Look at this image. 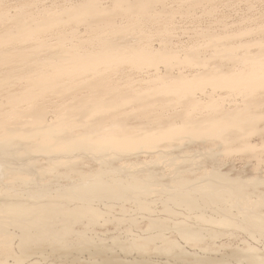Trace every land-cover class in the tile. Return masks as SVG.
Returning <instances> with one entry per match:
<instances>
[{"label": "bare ground", "instance_id": "obj_1", "mask_svg": "<svg viewBox=\"0 0 264 264\" xmlns=\"http://www.w3.org/2000/svg\"><path fill=\"white\" fill-rule=\"evenodd\" d=\"M157 2L158 0H110L111 6L107 9L101 6L102 3L99 4V0H87L84 4L81 3L82 5H72L68 8L65 4L62 8L59 5L56 7L52 3L49 8L46 9L45 6L41 11L35 13H28V10L25 13L23 9L24 12H15V14L12 13L14 14L12 16H7L5 13L3 16L0 13L3 16L0 15V22L5 20L9 23L10 21L9 26L12 27V24L14 26L10 28L4 22L5 29H0L3 33L0 34V64H3V67L11 63L15 64L14 67L12 66L13 71H10L11 74H14L12 78L16 77L17 81L23 83L19 89H15V86L12 85L14 82L11 84L6 81L11 78L10 73L7 77L0 78V264H8V260L12 264H41L40 261L33 260L34 255L36 259H45L42 255L46 249L39 248L41 243L46 244L52 254L61 251L66 256L68 254L66 252L70 248H68L69 245L65 246L63 240H66L65 237L70 235V232H74L70 227L78 224L82 219L89 222L97 221L96 218L102 215L96 208L95 211L89 207V202L92 200H96V202L110 201L116 204L117 202L125 204L131 201L135 203L141 200L145 201L151 196L149 194L150 196L146 197L147 194L154 192L153 187H149L150 190L152 189L151 191L146 188L149 186L148 181L153 177V171L163 172L159 161L160 159L171 160L168 159L171 153L170 148L172 150L180 149L182 145L180 135L186 138H182L185 141L187 139L195 141L202 136L216 138L218 142L228 146V150L235 145H239L245 150H252L254 146L248 141L249 137L252 135L254 137L255 135L264 136V111H261L264 106V98L261 96L264 94V49L262 50V46L257 47L261 48L259 51L254 50L258 53L255 55H252L253 52L248 50L253 48L250 47L252 44L247 43L245 45H250V48L244 46V48L247 47L246 52L241 54V50H239L241 55L235 54V49L240 47L243 51L244 43H242V47L241 45H221V50L214 47L215 51L212 57L220 62L225 60L229 63V67L223 69L225 64L221 66L222 61L218 64L219 68L216 67L213 70L210 69L211 67L208 68L209 64L206 63L207 65H205L210 70H205L202 73H199L200 67L198 66L203 67L205 62L198 61L199 53H195L193 50V53L189 52L187 58L185 57L186 59L183 57L178 63L179 58L176 62L179 67L180 65L185 67L189 65L193 69L196 60L199 63L204 62L198 65L195 63L199 68L195 72L196 74L193 73L194 71L184 73L178 68H176L178 71L172 74L169 61L175 59V53L171 55L172 52H164L167 47H164V51L162 48V50H154L155 47L153 49L152 46L145 45L143 41L140 43L139 36L132 38L125 35L128 34L129 26L116 27L114 24L118 15H121V19L125 20L129 17L131 19L133 14L134 18L137 15L143 17V15L153 14L154 12H149L148 7L150 6L147 7V5ZM1 8L2 12L5 8L3 10ZM180 10L182 9L180 8ZM67 23L68 25L74 24L76 28L81 23L86 32H90V37H86L89 40L85 39V42L83 38L84 41L79 38L81 43H75V39L72 41V37L68 39L62 31ZM61 28L63 29L61 30ZM48 37L50 40L54 38L56 42L49 43ZM68 40L70 43L66 44ZM215 46L219 48L218 44ZM176 58L178 59L177 56ZM186 63L188 64L185 65ZM157 64H163V67L169 64L168 67L171 68H164L166 72H162L163 75L155 73L156 68H152L153 75L143 77L139 80L138 85L133 83L132 79L129 81V78L123 81L126 77L120 74L117 80L118 82L122 81L123 83L120 82L122 84L117 85V82L114 84L115 80L111 79L112 74L118 75L116 71L122 66H129L133 69L143 67L142 70L147 68L150 70V66L154 67ZM146 66L148 67L146 68ZM175 67L174 65V69ZM185 67L182 68L183 71ZM4 81L12 86L3 83ZM207 88L210 92H207ZM223 89L226 90L227 95L231 93L232 97L239 96L240 100L236 101L235 99L229 105L227 102L226 106L219 100L222 97L220 95L218 99L215 97V100L217 99L219 102L215 101L214 92ZM99 91L102 95L98 94ZM223 96L227 98L225 94ZM225 98L223 97L224 100ZM56 99L59 100V105L55 102ZM67 101L72 102L66 104ZM129 103L133 104V109L129 108L130 111L127 108L128 105L125 108V105ZM56 107L58 109L61 107V109L49 117V110ZM171 109L175 111L173 115L166 116L167 110ZM94 113L99 115L94 117ZM131 117L136 121H144L146 125L128 127ZM129 155H133L137 159L140 155L152 156L149 157L151 160L144 163L143 167V164L141 167H128L129 165L120 164L121 166L119 165L116 171L119 175H125L124 177L115 176L114 172L107 173L106 170L100 171L98 174L89 173L85 176L80 175V172L77 171V164L82 159L98 161L99 167L102 169L110 164L109 161L121 160ZM184 158L183 162L179 161L181 165L187 164V160ZM40 160L47 161L50 168L42 171L38 167ZM179 163L172 162V165L168 163L173 166L171 168L173 170H168L173 173L175 167L179 169ZM61 169H64L63 175L62 173L58 174ZM18 170L25 173L26 176L33 174L35 178L48 174V172L58 179L70 176V174H78L77 187H74L71 192L67 191L69 193L64 192L63 198L60 196L61 198L57 199V193L55 198L47 196L51 201L44 200L43 196L42 199H38L42 202H35L31 200L32 198L23 197V194L20 193L22 190L10 188L11 185L14 186L17 183L19 176L18 178L16 176V179L12 176L11 180L9 178L10 181H3L4 178L7 179L6 174L8 176L15 175L16 171L19 172ZM217 171L200 176L194 182L181 178L173 180L171 174L173 186L166 187L167 189L163 188L164 194L155 191L158 195H164L162 198L158 195L155 196L156 201L161 205L162 212L171 217L175 215L173 208L182 209L186 214L185 219L175 222L148 219L149 225L160 223L158 224L161 228L160 234H156L155 237L153 235L147 237V239L161 243L160 247L157 248L158 246L152 245L148 241L145 242L140 237L132 236L130 243L128 241L125 245L124 243L123 245L119 244V253L121 250L130 256L131 252H134L139 257L148 259L152 255L151 247H154L153 254L164 260L160 263L145 260L144 264H173L171 262L174 261H181L185 264H264V251H260L248 243L234 248L229 245L228 252L217 257L221 248L226 246H222L223 244H219V246L218 243H215L224 236H229L232 240L231 236L237 232H243L252 241L264 240V198L257 194L256 200L250 201L253 199L252 194L256 193L255 191H258L259 187H264V179L255 178L245 182L230 180L225 175L217 174ZM33 175L30 176L31 179L28 176H23L24 178L18 181L22 185H28L33 182ZM138 176H142L144 179H137ZM57 181L59 183V180ZM40 185L42 186V183ZM36 186L35 188L39 187ZM40 187L39 189H41ZM158 188L156 189L158 190ZM39 189L37 188V190ZM140 195H143V198L145 196L146 199H142ZM153 196L154 194L151 197ZM36 197L33 196L34 199ZM53 198L54 201H56L55 199L57 201H52ZM58 201H67V203H58ZM80 202L82 205L79 204ZM152 202L154 206V201ZM144 203L137 204V209L151 212L152 205ZM91 205L93 204L91 203ZM120 208L124 207L120 205ZM152 213L154 212L152 211ZM149 215L151 214L149 213ZM131 222L134 220H130L132 225ZM8 229L19 231L17 243H15L17 252L13 251L11 245L13 234H10L11 237ZM168 229L171 230L170 233L177 234L185 246L192 247L201 253L188 252L180 243L167 241L168 237L163 234V231ZM212 242L211 246L209 243ZM87 244L90 245V242H84L83 246L88 247ZM217 245L218 247H216ZM64 246L68 250H65ZM77 246L80 252L89 250V248L83 250L84 247ZM95 247L91 249L94 250ZM109 249L108 251H110ZM94 253H97V249ZM137 255L135 256L138 257ZM73 261L78 262L79 260L76 258ZM87 261H89L86 262L87 264H130L126 260H117L112 257H103L97 261L95 256H92ZM135 261L133 260V263Z\"/></svg>", "mask_w": 264, "mask_h": 264}, {"label": "rangeland", "instance_id": "obj_2", "mask_svg": "<svg viewBox=\"0 0 264 264\" xmlns=\"http://www.w3.org/2000/svg\"><path fill=\"white\" fill-rule=\"evenodd\" d=\"M80 1H83L85 3V1H87V0H73V1L72 0H27V1L26 0H0V8L2 7L1 8L2 10L5 8L2 12L0 11V13L2 15L5 13L7 16L8 15L12 16V15L15 14V12L16 13H20V12H24V11H25V13H27V12L28 13H32V12L35 13L37 11H41L45 6H46L45 7L46 9H47V7L49 8L50 7L49 5L52 6V3H53V5L55 4L56 7H58V5L60 7H62L65 4L67 6V8H68V7L72 6V5L73 6H78V5L84 4V3L80 2ZM100 3H102V5ZM111 3H110V0H103V1L99 0V4L102 7H106L107 9L110 8ZM1 5H3V6H1ZM66 6H65V8H66ZM148 6H150L151 8L148 7ZM203 6H205V7H203ZM147 7L149 8V12H152V13L154 12L155 14L153 13V14H150L149 16H144L143 15V17L141 15L140 16L137 15V16H139V17L136 16L137 18L136 17L134 18V14H133V17L131 19H130V17L126 18L125 19L126 21L123 20L124 18L121 19V17H122L121 15L120 16L118 15V16H116L117 18L115 19L116 22L114 20V24H116L115 26L116 27H123V26L128 27L129 26L127 28L128 29L127 30L128 34H125V35H128L129 37H132V38H138V36H139L140 37V40H139L140 43H141V41H143V43L145 45H149L150 47L152 46L151 48H153V49L155 47L154 50H158V49L162 50L163 49L162 51H164V47H167V49H165L164 52H166V53L167 52H172L171 55L172 54L174 55V53H175L176 56L178 57V59H177L176 56H175V59H176V60L174 59L175 62L176 61L178 62V60L180 58L178 63L181 62L183 57H184L183 59H186L188 54H189V52L191 53L193 50H194L193 52H195V53L198 52L199 53V57H200L198 59V61L203 60L205 62V63L202 62V61L200 62V63H204L203 64L204 66L203 67L202 66H198V67H200V70H199L200 72L199 73H202L205 70H210V69L214 70V69H216V67L219 68L218 64H219L220 61H217L216 59H214L215 57H212V55L214 54V51H215V50H213L214 47H215V49L221 50L222 46H225V44L227 46L228 45H230V46L231 45H233V46L241 45V47H242V43H244L243 44V49H244L243 51H242V48H240V47L235 49L236 53L233 51V53L239 54V55H241L243 52H246L245 50H246L247 47L244 48V46H248V45H245L246 43L250 44V45L252 44L251 46L250 45L249 46L253 47V48L248 49V50H250L249 52H253L254 53V54L252 53V55H255L257 53L255 51H259L261 48H262V50L264 49V45H263L264 44L263 43V41H264V0H202V1L201 0L200 1L199 0H195V1L194 0H186V1L185 0H158L157 3H155V4L151 3L150 5H147ZM179 7L182 10H180ZM18 10H21V11H18ZM170 10H171L172 13L170 12ZM12 13H14V14H12ZM191 15H194V16H191ZM141 18H143V19L140 20ZM3 19H5V18H3ZM135 19H137V20H135ZM138 20H140V21H138ZM3 21L8 26L11 24L10 21H9V23H7L5 20H3ZM136 21H138V22H136ZM4 22H0V29L4 28V26H5L3 24ZM128 22H130V23H128ZM119 23H120V25H119ZM9 27L12 28L14 26L12 24V27L11 26H9ZM77 28H76V26L74 24L72 25L70 23L68 25V23H67V25L64 27V29L61 28V30L63 29L62 30L63 34L65 33L64 35L65 36L67 35L66 37H68V39H70L71 37H72V41H74L73 39H75V43H81V41L83 39L84 40L85 39L89 40L87 38L90 37V32L89 31L86 32V29L83 27V25L81 23H79L77 25ZM6 29H9V28H6ZM233 30H235V31H233ZM71 31H72L73 34L71 33ZM69 33L71 34V36H70ZM241 33L242 34L244 33L243 34L244 36ZM0 34L2 35L3 33L1 32ZM50 38H52V37H50ZM79 38L81 39V41L79 40ZM47 39H49V37ZM52 39H54V38H52ZM52 39L51 40L49 39L48 41H49V43L53 44L56 41H55V39L54 40H52ZM141 39H143V40H141ZM86 40H85V42H86ZM152 40H153V42H152ZM69 41L70 40H68L66 42V44L70 43ZM145 42L148 43V44H146ZM93 44H96V42H93ZM211 44H212V47H210ZM217 44H218L219 48H216L215 45H217ZM255 44H256V46H255ZM259 45L262 46L260 49L257 48ZM249 46H248V48H250ZM10 47H14V46H10ZM239 50H241V52ZM248 50H247V52H248ZM178 52H180V53H178ZM170 61H169V63H171V67L172 68L168 67L169 64L165 65L164 67L162 66L163 64H157V65H155L156 67L155 66L154 67L150 66V70H149V68H147L148 66H146L147 69H145V70L144 69L142 70L143 67L142 68L138 67V69H133L132 67L130 68L129 66H122L123 68L119 67L120 69H118L116 71L118 73V75H115V76L113 74H112V76L110 74L109 75L112 77L111 79L115 80L113 82L114 84H115V82H117V85H120V84L123 83L122 81H120V82H122V83H120L117 80V77H119V74H120V75L126 77L123 81H125L127 78H129V81L132 79L131 81H133V83L138 85L139 82H140L139 80H141L143 77L148 76V75H153L154 70L152 68H154V69L156 68L155 69V73H158L159 75H163V73L166 72V70H164V68H166V67L169 68V69L171 68L172 74H175L178 70L181 71V72H184V73H189V71H191V72L194 71L193 73H195L199 69L198 67H196L195 63H197V65L200 64L196 60L195 63H194L195 66L192 65V66H194V69H193V68H190L189 65L186 66V67L180 65V67H179V66H177L178 65L177 62L173 63L172 60H170ZM222 61H221L222 63L220 62L221 66H222V64H225V67L223 65V67H224L223 69H225L226 67L228 68L229 67V63L225 62V60H222ZM206 63L209 64L208 68L211 67L210 69L207 68V66H206L207 64ZM11 64L4 65L5 67H3V64H0L1 65L0 69H2V70H0V73H3V74H0V78L1 79L3 78V76L7 77L9 75L10 71L12 70V68L15 66V64H12V65ZM187 64L188 63H186L185 65H187ZM9 65H11V66H9ZM174 65L176 66L175 69H174ZM184 67H185V69L183 71L182 68H184ZM9 68H11V69H9ZM176 68H178V70ZM203 68H206V69H203ZM144 71H146V72H144ZM4 72L8 73V74L6 75ZM122 72H123L124 75L122 74ZM138 73H140V74H138ZM149 73H151V74H149ZM13 75L14 74L10 73L11 78H9L6 81L11 82V84H12V82H14L12 84L13 87L15 86V89H17V88L19 89V87H21L23 85V83H21L20 81H17L16 77H15V79H13L12 78ZM137 77L138 78L140 77V78L138 79ZM3 83H5V81ZM7 83H5V84H7ZM20 83H21V85H19ZM11 84L8 83V85L12 86ZM207 90H205V91L210 92L209 88H207ZM216 91L214 92L215 93L214 100H215V97L218 99V98H220L219 96L221 95L222 97L219 100H221V102L224 103V105H226L227 102H228V105H229V103H232L233 101H235V99H236V101L240 100L239 96H236V98H235V95H234V97H232L233 95L231 93H229V95H227L228 93L224 89L221 90V91L220 90H216ZM99 92H98V94L102 95L101 92L100 93ZM219 92H221L222 94L219 93ZM223 92H224V94L226 95L227 98H230V97L231 98L230 99L225 98V96H223L224 95ZM67 95H69V94H67ZM263 95L261 94V96L264 98ZM223 97L225 98V100L223 99ZM106 98H107V96H106ZM217 99L215 101H217ZM222 99H223V101H222ZM56 100H58V99H56ZM56 100H55V102L58 103L57 105H59L60 104L59 100L58 101H56ZM70 102H72V101H70ZM70 102L67 101L66 104H68ZM217 102H219V101H217ZM126 106H127L128 109L129 108L133 109V104H130V103L126 104L125 108H126ZM263 107L261 109L262 112L264 111ZM56 108H52V109L49 110V114H48L49 117L51 115L53 116L54 115L53 113H55L56 111H59L61 109V107L59 109L58 108L56 109ZM128 109H125V111H128ZM129 111H130V109H129ZM173 112H175L174 109L167 110L166 116L169 117V114H170V116L173 115ZM126 113H128V112H126ZM98 115L95 114V113L93 114L94 117H96ZM47 119H50V118H47ZM131 119H129V121H128V127H132V126H136V125L137 126H139V125L141 126L143 124H144L143 126L146 125V123L144 121L141 122V120H137V121H139V122H137L136 119H134L132 117H131ZM133 122H135V123L137 122V123L135 124ZM140 123H142V124H140ZM261 136L255 135V137H254L252 135L248 139L250 144L253 145L255 147V149L253 147L252 150H249V149L245 150L243 147H241L239 145H235V146L232 147V149L229 148L230 150H228L227 149L228 146L227 147L224 146L223 144L218 142L216 138H212V137L209 138L208 136H206L204 138V136H202L201 138L195 139V141L194 140H189V139H187L188 141L187 140L185 141L184 139H186V138L183 137V135H180L179 137L181 138V141H182L181 142V144H182L181 146L182 147L180 146V149H177V150H172V148H170L171 149L170 150L171 153H170V156L168 157V159H171V160H167L166 159L167 160L166 161L165 159H160V161H159L160 163L158 162L159 165H161L160 166L161 170L163 172L164 171H167V172L163 173V172H158V171L156 172V171L152 170L153 171V177H152L153 179L151 178V180L148 181L147 184L149 186H147L146 188H148V190H150L149 187L150 188L153 187V191L154 192L153 193L150 192L148 194L146 193L147 194L146 197H149L150 196L149 194H151V196L154 194V196L153 197L150 196L149 197L151 199L150 200L149 198L146 199L145 196L143 198V195H140L142 199H144V200L146 199L145 201L147 202L148 205H150V206L152 205L151 207H153V208L151 210L154 213H152V211L151 212H143V211H140V210L137 209L136 205L137 204H143L145 202L143 200H141V201H139L137 203H135L134 201H131V202H127L125 204H121L119 202H117V204H116L115 202L112 203L110 201L109 202H107V201H105V202L104 201H102V202L97 201L98 202L97 203L96 200L95 201L92 200V202H89L90 203L89 207H92L93 210H95V208H96L98 213L102 214V215H100L102 217L99 216L98 218H96L97 221H92L91 220L90 222L87 221L86 219H82L78 224L72 225L70 227V229L72 231H74V232H70V233L71 234L73 233V234L71 235L69 233L70 234V235H68L69 237L67 236V237H65L66 240H63V243L65 241V246L66 247L69 245L68 248H70V250H68V248H66L64 246L65 250H68L66 252V254L67 253L68 254L67 255L65 254L66 256H64L61 251L58 252V253L52 254L51 252H49V249L46 246V244L41 243V244H44V245L40 244L41 247H39V248L40 249H42V248L46 249L45 252L42 255V256H44L45 259H43V260H45V261L40 260V258L36 259L35 255H34L33 260L34 261L38 260V261H40L39 263H41V264H84V263L87 264L89 262L87 260H90L92 258V256H95V259H97V261H99L103 257L104 258L112 257V258L117 259V260H122V261L126 260L130 264L133 263V260L137 261V262L135 261L133 264H144L145 260L149 261V262H154V263L155 262H157V263L164 262V260L162 258L159 259L160 256H156V255L153 254L154 253V250H153L154 247H151L152 255L148 259H146L145 257L144 258L139 257V255H137L134 252H131V254L129 256V254L127 255V254L123 253L120 250V253H123L124 255L120 254L119 251H118L120 248H118V246H119V244L123 245V243L125 245V243L127 244L128 241H129L128 243H130V239L132 238V236H136V237H140L145 242L148 241L152 245L158 246L157 248H159L161 243L153 241L151 239H147V237H149L151 235H153L155 237L156 234H160L159 231H161V228H159L160 226H158V224H160V223L157 222L156 225H149V220L157 219V220H160L162 222L166 221V220L169 221V222H175V221H182V220L185 219L186 214H185V212L182 209L179 210V208H173V211L175 212L174 213L175 215H173L171 217V216H168V215H166L165 213L162 212L161 205H159V203L156 201V197L158 195V194H156L157 192H160V193L164 194L165 193L164 189H167L168 187H172L173 186V183H171L172 179L170 178L171 174H172L171 177L173 178V180H179L181 178V179H184V180H187V181H190V182H194L200 176L216 173V171L218 170L217 174L219 173L220 175H225V176L229 177L230 180H239V181H243V182L251 180V179H255V178L263 180L264 179V146H262V145L264 143V136H262V138H261ZM258 137H260V138H258ZM182 138H184V139H182ZM209 141H211V142H209ZM225 150H228V151H225ZM206 153H208V154H206ZM248 153H250V154H248ZM147 156H148V158H147ZM151 156L150 155H140V157H138V159H137L135 156L129 155V156H126L127 158L124 157L126 159L122 158L121 160L109 161L110 164H108V166H106V167H104L102 169L99 167V162L98 161H93V160L91 161L90 159H86V160L82 159L77 164V171L80 172V175H84L85 176V175H87L89 173L90 174H98L100 171L106 170L105 172H107V173L114 172L115 176L124 177L125 175H122L121 173H120L121 175H119L118 172L116 171L117 167H119L120 164H123L124 166H128L129 165L128 167H133V166L134 167H141V164H143L142 165V167H143L145 165L144 163H147V161L149 162L151 160V159L149 160V157L151 158ZM207 156H208V158H207ZM210 156L211 157L214 156V157L211 158ZM175 158H176V160H175ZM183 158L185 160H187L186 161L187 164L184 163V165H181L179 163V161L183 162ZM167 162L170 165H172V162L179 163L178 164V168L179 169H177V167H175V169H174V171L172 173V171H170V170H173V169H171L173 166L168 165ZM111 163H113V164H111ZM38 164H39L38 167L42 171H43V169L46 170V169L50 168V166L48 165L47 161L40 160ZM131 164H135V165H131ZM179 165H181V167H179ZM168 169H170V170H168ZM63 170L62 169L59 170L58 174L62 173V175H63V173H65ZM168 171H170V172H168ZM4 172H6V171H4ZM4 172H1V173L6 174ZM7 173L9 174V172H7ZM166 173H167V175H166ZM155 174H156V177H155ZM31 175H33V174H31ZM31 175L27 174L28 178L31 179V177H30ZM48 175H50V176H48ZM161 175H163V176H161ZM5 176L7 177V179L4 178L3 181L9 180V178L11 180V178H13V177H15V179H16V176H17V178L19 176V178H18L19 181H20V179H22L24 177H27L26 174L25 173L23 174L22 171H19V172L16 171L15 175L11 174V176L10 175L8 176L6 174ZM42 176H44V177H42ZM67 177L58 179L57 177H55V175H53L52 173L48 172V174H44V175H41L40 177H36V178H35V175H33V177H32V179H33L32 181L34 182V183L32 182L33 185H35V186L37 185V186L40 187L41 186L40 184L42 183L43 187L41 186L40 187L41 189H39V187L36 186L39 190H37V188H35V186H33L32 183L28 184L29 186L28 185H22V183L21 182L19 183L18 180H17L16 184H14L13 181H11L14 184V186L11 185L10 188L12 190L13 189H18V191L22 190L20 193H21V195L23 194L22 195L23 197L32 198L31 200H34L35 202H37V201L42 202V200H38V199H42L41 197H43V196H44L43 197L44 200H50L49 198H52V197L55 198V197H57V195H56L57 193H58L57 199H59L61 197L63 198L62 195H64V192L69 193V192H71L74 189V187L75 188L77 187L76 184L78 183V174H70V176L68 175ZM122 177H121V179H123ZM167 177H169V178H167ZM176 177H178V178H176ZM39 178H40V180H38ZM137 179H142L143 180L144 178L142 176L141 177L138 176ZM57 180H59V183H58ZM66 180H69V181L67 182ZM154 182H155V184H154ZM53 184L55 185V187H54ZM20 186H23V187L26 186L25 188H26L27 191L25 190V188H23V187L21 188ZM17 187H19V188H17ZM157 187H159L158 190L156 189ZM48 188H50V189H48ZM67 188L68 189L70 188V189L68 190ZM154 188H155V190H154ZM61 189L63 190V192H62ZM51 190H53V191H51ZM33 191H36V192L33 193ZM45 191H47V192L45 193ZM50 191H51V195L49 193ZM67 191H69V192H67ZM155 191H157V192H155ZM26 192H27V195H26ZM42 192H43V194H42ZM255 192L256 193L252 194L253 199H250V201L256 200L257 194L261 195V197L264 198V187H259L258 191H255ZM54 193H55L56 196L54 195ZM135 194L138 195V193H135ZM163 194H160L158 196H161V198H162L164 196ZM29 195H30V197H27ZM45 195H46V198H45ZM48 195H49V198H47ZM33 196L34 197L37 196V197L34 199ZM54 198L52 199V201H54ZM57 199H55V200L57 201ZM56 201H54V202H56ZM152 201H154V204H155L154 206H153V202ZM59 202H61V201H58V203ZM62 202L65 203V204L67 203V201H65V202L62 201ZM77 202H79V201H77ZM81 202L79 203L80 205H82ZM91 203L93 205H91ZM114 204H116L115 207H114ZM120 205L123 206L124 208L121 209ZM110 206H112V207H110ZM101 212H103V213H101ZM263 212H260V214H263ZM149 213L152 216L149 215ZM208 213L210 215V212H208ZM103 215H104V217H103ZM131 219L134 220V222H131L132 225L130 224V220ZM73 226H74V229H72ZM152 226H154V227H152ZM8 230H9L8 231L9 235L13 234L12 235L13 237L10 235L13 238V243L11 244L12 247H13V251L17 252L16 249H15V247H16L15 243H17L16 239H17V236L19 234V231L18 230H13V229L12 230L8 229ZM170 232H171L170 229L163 231V234H165L166 237H168L167 241L169 240L171 242L180 243V245L182 247H184L185 250L188 251V252H195L197 254L201 253L198 250H194L192 247L185 246L181 242V240L177 236V234H175V233L172 234ZM74 233H76V234H74ZM236 234H234L235 236L234 235L231 236L232 240L229 238V236H224L220 240H218V242L216 241L215 244L218 243V245L219 244L220 245L223 244L222 246H224V245L226 246L225 248H221L220 253H217V257L222 256V254H226L228 252V248L230 246L231 247L233 246V248L235 246L236 247H241V245L243 246V243H248L251 246L255 247L256 249H258L260 251H264V240L263 239L256 242V241H252L243 232H237ZM88 241L90 242V245L87 244L89 246L88 247H86V246L84 247L83 246L84 242L89 243ZM91 243H93V245H91ZM209 244L212 246L213 242L209 243ZM62 245H64V244H62ZM77 245H80V246L84 247L83 250H85L86 248H89V250H88L89 253L87 252V250H85L86 253H85V251H81V252H83V253H81L80 250L77 249L78 248ZM95 245H96V247H95ZM218 245L216 247H218ZM116 246H117L118 249L116 248ZM92 247H95L94 250L91 249ZM71 248H72V250H71ZM109 248H111V249H109ZM95 249H97V253H94ZM108 249L110 251H108ZM76 250H78L81 254L79 252H77ZM110 252H112V253H110ZM92 254H95V255H92ZM71 255H72V258H71ZM88 255H91V256H88ZM135 255H137L138 257H136ZM96 256H97V258H96ZM127 257H128V259H127ZM76 258H77V260H79L78 262L77 261H73ZM70 259H72V260H70ZM171 263H173V264H185L184 262H181V261H174V262H171ZM8 264H12V262L8 260Z\"/></svg>", "mask_w": 264, "mask_h": 264}]
</instances>
